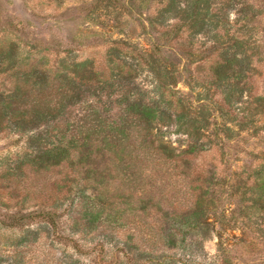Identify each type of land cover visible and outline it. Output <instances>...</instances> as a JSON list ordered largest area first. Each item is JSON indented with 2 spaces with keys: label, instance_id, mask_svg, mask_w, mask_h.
I'll use <instances>...</instances> for the list:
<instances>
[{
  "label": "trees",
  "instance_id": "obj_1",
  "mask_svg": "<svg viewBox=\"0 0 264 264\" xmlns=\"http://www.w3.org/2000/svg\"><path fill=\"white\" fill-rule=\"evenodd\" d=\"M136 1L149 46L109 38L100 69L71 49L57 52L54 64L27 66L17 40H0V74L11 77L0 89V132L24 140L12 163L0 167V182L13 183L0 200L8 211L0 227L22 232L14 245L57 244L68 264L82 254L108 264L117 244L125 258L136 249L138 262L146 256L151 264H196L201 240L213 225L223 228L230 212L219 204L224 188L242 225L253 215L264 230V95L250 81L262 44L247 24L258 15L253 2ZM131 6L129 0L114 9L115 16ZM211 54L201 80L185 81L187 92L178 89L189 70L180 60H196L200 70ZM142 73L146 82L138 79ZM170 132L181 136L176 146L164 140ZM232 140L248 155L238 168L192 162ZM69 244L78 256L67 252ZM224 250L218 248L215 264H231Z\"/></svg>",
  "mask_w": 264,
  "mask_h": 264
},
{
  "label": "rangeland",
  "instance_id": "obj_2",
  "mask_svg": "<svg viewBox=\"0 0 264 264\" xmlns=\"http://www.w3.org/2000/svg\"><path fill=\"white\" fill-rule=\"evenodd\" d=\"M116 0H0V40H17L19 42L22 56L28 57V64L48 61L54 64L56 53L62 55L64 50L71 49L72 54L77 59L93 58L97 68L103 67L104 54L108 46L109 38L126 39L129 42L149 46V38L142 33L138 22L137 1L132 0L131 11H123L115 16L114 9L127 7L129 0H117V8L111 9V5ZM258 12L254 18L248 21V26H254L253 33H256L262 44V52L256 56V70L251 78L252 90L255 93L264 95V0H251ZM115 5V4H114ZM113 12H112V11ZM121 10V9H120ZM126 12V13H125ZM148 10H143L147 14ZM251 16L250 14L248 15ZM236 14L233 9L229 10V20L232 25L231 31H236L237 24H233ZM143 23V21H142ZM145 23V22H144ZM152 39L156 38V33L151 32ZM199 49V47H198ZM200 49H203L201 47ZM33 54L31 56L30 54ZM199 54L205 55L204 52ZM212 54L203 59L200 70L195 66L198 61L191 63L188 60H180V65H186L181 80L177 83V88L182 92L188 91L186 82L200 81L203 74L208 72L207 66ZM198 58V57H197ZM25 67V66H24ZM190 74V75H189ZM191 76V79L189 77ZM146 82L145 74L142 73L138 78ZM189 80V81H188ZM11 85V77L7 74H0V89L8 88ZM180 134L167 133L164 140L169 141L173 146L178 144ZM15 134L0 132V167L11 164L14 156L24 140L17 141ZM247 150L253 146V141L248 139L245 143ZM244 149L243 146L235 144V140L228 142L220 150H210L209 152L198 154L193 163L197 165H211L216 163L218 169L228 166L235 169L244 163V158L248 155L237 152ZM223 153V155H221ZM221 161L223 164H221ZM225 174V173H223ZM13 185L8 179L0 182V200H6V191ZM189 186V185H186ZM229 191L225 188L221 193L219 204H225L229 208V213H225V224L223 228L219 224L213 225L214 229H209V235L201 240L202 251L195 254L196 264H215L214 258L218 254V248L225 249L228 253L231 264H264V230L262 222L251 215V219L245 224L241 223L239 205L234 197L228 195ZM224 201V203H223ZM218 211V210H217ZM4 211L0 208V220L6 219ZM65 217L61 219L60 232L65 235L68 227ZM66 230V231H64ZM219 231V232H217ZM15 233V234H14ZM221 234V236H218ZM14 235L21 238L22 232L0 227V264H68V258L62 254V249L55 244L48 248L35 242L28 246L23 241L19 245H14L12 241ZM43 235H40L42 237ZM75 239H80L79 234L73 235ZM39 237V238H40ZM140 235L135 236V240H140ZM81 242V239H80ZM72 256L76 257L77 251L68 245V250ZM126 249L117 244L108 250L106 254L108 264H151L150 257H142L138 262V253L132 249L129 258H125ZM113 256V259L111 257ZM91 254L80 255L79 261L75 264H92ZM118 257V258H117ZM93 260V259H92Z\"/></svg>",
  "mask_w": 264,
  "mask_h": 264
}]
</instances>
